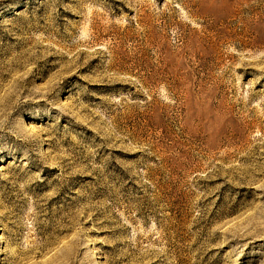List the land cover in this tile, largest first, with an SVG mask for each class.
Masks as SVG:
<instances>
[{"label":"rangeland","instance_id":"rangeland-1","mask_svg":"<svg viewBox=\"0 0 264 264\" xmlns=\"http://www.w3.org/2000/svg\"><path fill=\"white\" fill-rule=\"evenodd\" d=\"M0 264H264V0H0Z\"/></svg>","mask_w":264,"mask_h":264}]
</instances>
